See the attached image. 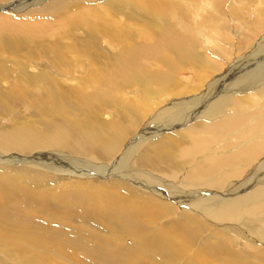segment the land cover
Wrapping results in <instances>:
<instances>
[{"label":"bare ground","instance_id":"1","mask_svg":"<svg viewBox=\"0 0 264 264\" xmlns=\"http://www.w3.org/2000/svg\"><path fill=\"white\" fill-rule=\"evenodd\" d=\"M255 1L0 0V264H264Z\"/></svg>","mask_w":264,"mask_h":264},{"label":"rangeland","instance_id":"2","mask_svg":"<svg viewBox=\"0 0 264 264\" xmlns=\"http://www.w3.org/2000/svg\"><path fill=\"white\" fill-rule=\"evenodd\" d=\"M256 2H257V0L254 2L255 3V5H256ZM263 4H264V2H263ZM226 6H229V4L227 5L226 4ZM241 7H242V9L240 10V14H241V17L239 18V20H240V22H241V24L243 23V22H245L246 23V25H250L251 24V20H250V18H249V14L250 13H252V14H254L255 13V11L253 12V10H252V12H250V13H248V10L249 9H246V8H244V6L243 5H241ZM225 9V10H224ZM222 10H224V12L226 11L227 12V15H229V12L227 11V7H225V6H223L222 7ZM222 10H221V14H222ZM210 14L211 15H213V11H211L210 12ZM226 14V13H225ZM251 14V15H252ZM246 16V17H245ZM233 17V16H232ZM226 18H229V19H231V15H229V16H227ZM234 18V17H233ZM236 18V20H238V17H235ZM250 20V21H249ZM258 21V20H257ZM228 23H232V26H233V23H236V21H234V22H228ZM213 25H214V23H212ZM252 26V25H251ZM231 27V26H230ZM237 30H239V31H237V35H235V38H234V40H236V38L237 37H239L240 35H241V33L243 32V30H246L247 29V26H246V28H239V27H237L236 28ZM264 32V31H263ZM237 36V37H236ZM225 38L226 37H223V40H225ZM235 51V50H234ZM260 52H262V51H260ZM233 54H234V52H233ZM260 55H264L263 54V52L262 53H259V55L258 56H260ZM246 57L245 56H242L241 57V61H242V63H245L246 64ZM239 60V59H238ZM240 61V60H239ZM261 62V61H260ZM192 67V66H191ZM184 72V73H183ZM178 74H179V76L181 77V78H183V77H187V79H192L193 77H195V75H194V73L193 72H191L190 70H182V71H179L178 72ZM186 74V75H185ZM262 76H263V79H264V73L262 74ZM194 80V79H193ZM247 82H250V81H253V83H254V80L250 77L248 80H246ZM198 83V82H197ZM253 86V85H252ZM249 89H252L251 87L249 88ZM150 100V99H149ZM152 101V100H151ZM163 105V104H162ZM161 105V106H162ZM21 110V109H20ZM21 112V111H20ZM182 128V126L180 127L179 125L177 126V127H174L173 128V130L172 129H167V130H164L163 132H165V133H162V135L163 134H170V132H174V131H177V130H180ZM159 136H161V135H159ZM255 168V167H254ZM103 178H105V177H103ZM253 187V186H252ZM252 187L250 188V189H252ZM254 188V187H253ZM164 198H166L165 196H164ZM165 200V199H164ZM168 202H171V201H168ZM173 202H175V200H173ZM176 203V202H175ZM181 206H183V205H181ZM187 208H189V205H188V207ZM186 208V209H187ZM188 210H190V209H188ZM182 211H184V210H182ZM190 212H192V211H190ZM194 213V212H193ZM198 214V213H197ZM201 219L203 220V221H206L207 223H209L210 225H212L213 227H216V228H221L220 226H222V224L223 223H226V222H218L217 221V223H216V221L215 220H207L206 219V217H204V216H202L201 217ZM219 223H220V225H219ZM226 224H228V223H226ZM216 225V226H215ZM236 240L238 241L237 243L236 242H234L235 243V246L234 245H232V244H230V246H231V248L232 249H235V250H251L252 248H257V246H255V245H253V244H251L250 243V241H247V240H242V238H240V237H237L236 238ZM242 243L243 245L245 244V246L243 247V245H241L242 247H240V243ZM239 243V244H238ZM246 244H247V246H246ZM259 245V244H258ZM236 247V248H235ZM239 247V248H238ZM249 247V248H248ZM251 247V248H250Z\"/></svg>","mask_w":264,"mask_h":264}]
</instances>
